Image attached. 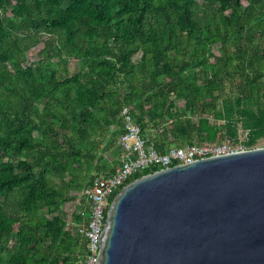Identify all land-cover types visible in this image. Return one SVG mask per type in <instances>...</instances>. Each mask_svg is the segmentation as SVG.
<instances>
[{
	"label": "trees",
	"instance_id": "16d2710c",
	"mask_svg": "<svg viewBox=\"0 0 264 264\" xmlns=\"http://www.w3.org/2000/svg\"><path fill=\"white\" fill-rule=\"evenodd\" d=\"M125 108L144 135L156 130L150 142L162 153L183 143L256 148L264 0H0V264L84 263L87 194L71 220L63 206L72 189L115 173L119 161L104 154L123 155Z\"/></svg>",
	"mask_w": 264,
	"mask_h": 264
},
{
	"label": "water",
	"instance_id": "95a60500",
	"mask_svg": "<svg viewBox=\"0 0 264 264\" xmlns=\"http://www.w3.org/2000/svg\"><path fill=\"white\" fill-rule=\"evenodd\" d=\"M97 245L96 264H264V147L132 180Z\"/></svg>",
	"mask_w": 264,
	"mask_h": 264
},
{
	"label": "built area",
	"instance_id": "2783aa9c",
	"mask_svg": "<svg viewBox=\"0 0 264 264\" xmlns=\"http://www.w3.org/2000/svg\"><path fill=\"white\" fill-rule=\"evenodd\" d=\"M121 116L124 131L119 136L117 144L123 155L119 159L116 171L111 176L95 177L87 191L89 215L86 225L78 229L88 240V251L83 264H96L97 242L105 225L109 205L116 193L131 182L134 176L148 169H154L152 171L154 172L178 164H188L207 157L245 150L244 147L234 146L232 141H225L170 147L162 153L150 142L149 136L143 134L130 109H123Z\"/></svg>",
	"mask_w": 264,
	"mask_h": 264
},
{
	"label": "rangeland",
	"instance_id": "374dc122",
	"mask_svg": "<svg viewBox=\"0 0 264 264\" xmlns=\"http://www.w3.org/2000/svg\"><path fill=\"white\" fill-rule=\"evenodd\" d=\"M45 39H46V36L42 39V42L40 44H38L36 47L32 48L31 50H29L27 52L28 60L25 62V64H24L25 66H28L29 64H31V62H35V61L39 60V58H40L39 51L43 48V46H44L43 41ZM212 51H213L215 56H219L220 55L219 45H214L212 47ZM139 56L140 55L135 56L134 59L137 60L139 58ZM55 61H56V59H55ZM211 61L214 62L215 58H211ZM76 66H77L76 60H70L69 61V71H70V73H74L76 71ZM183 104L184 103L182 101H177V106L179 108L181 106H183ZM13 105H16V100L13 101ZM161 127L162 126L160 125L159 128H161ZM112 129H114V128L112 127ZM155 132H156V130H154V129L150 130V132H148V136L149 137L153 136V133H155ZM241 138H242V141L245 139L243 133L241 135ZM231 143L234 146H236V147L237 146L238 147H244L242 142H238V143L231 142ZM116 145H117V143H116ZM186 145L187 144L183 143L181 146H186ZM257 147H264V138L259 141ZM120 158H121V156L120 157L119 156H113V154L111 152H106L104 154V160H107L108 164L111 165V166L115 165V163L117 161H119ZM93 169H94V167H92V170H91L92 172H93ZM75 178L78 180V183L86 185L87 182H88L89 174H87L85 171H82V173L81 172H77V175L75 176ZM68 179H71V177L67 176V180ZM85 187L86 186H84L83 187L84 189H82L81 191L76 190V189H72L70 191V193H69L70 196L72 197V199L63 206V210L67 213V216H68L69 220H71L72 213L76 212L79 209V206L82 205V201H83L82 199L87 194V189L85 190Z\"/></svg>",
	"mask_w": 264,
	"mask_h": 264
}]
</instances>
